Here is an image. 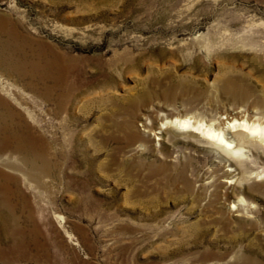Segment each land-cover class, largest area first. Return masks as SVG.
<instances>
[{"label": "rangeland", "instance_id": "obj_1", "mask_svg": "<svg viewBox=\"0 0 264 264\" xmlns=\"http://www.w3.org/2000/svg\"><path fill=\"white\" fill-rule=\"evenodd\" d=\"M0 27V97L41 138L0 153V264L264 263V177L242 192L210 145L158 133L228 104L224 72L263 57L264 0H0Z\"/></svg>", "mask_w": 264, "mask_h": 264}, {"label": "bare ground", "instance_id": "obj_2", "mask_svg": "<svg viewBox=\"0 0 264 264\" xmlns=\"http://www.w3.org/2000/svg\"><path fill=\"white\" fill-rule=\"evenodd\" d=\"M1 35L2 28L0 27V46L8 48L14 38L9 33L7 34V39L3 40ZM261 49H264V47ZM252 59V69L249 68L247 71H243L242 68L230 70L222 75V94H225L230 99L226 106L221 109L211 108L202 115L183 116L166 120L158 128V133H163L167 129L180 130L197 136L204 143L210 145V151L215 153L219 160L222 159L224 162H229L228 167L225 169L227 173H225L226 179L224 182L229 184L234 182L239 185L245 184V187H240L242 192H248V189L253 187V183L264 177L259 171L243 167L247 152L252 153L256 158L264 157V54L263 57L257 56ZM0 63H3L1 59ZM30 66L32 70H37L38 68V65L33 61ZM7 68L10 73L25 76L24 68L21 64L9 65ZM256 73H261V75ZM47 79L48 76L46 74H41L37 77V81L42 83H45ZM50 80L53 83V86L50 87L56 88L59 84L57 77L55 79L51 77ZM61 104L62 100L60 99L58 105ZM16 115L19 116L10 104L0 97V153L9 150L13 153L27 152L36 154V149L40 148L37 146V142L41 138L33 134L30 128L28 129L27 124L19 121L14 123L13 120ZM130 134L132 138L138 136L135 132ZM159 139V137L156 138V140ZM36 160L37 158L34 155V159L28 161V164L33 165ZM41 160L43 161L42 164H44L43 167H34L27 175L31 173L35 175V172L36 174L41 173L47 168L48 162L43 158ZM11 164L13 167L16 165L15 163ZM7 165L10 166V162H7ZM252 175H254L255 180ZM0 178L8 180V176L1 172ZM262 185L264 186V184ZM2 189H5V187L0 183V191ZM244 201L243 198L236 201V211H238V207ZM252 208L253 206H248V209ZM236 215L242 216L243 214L237 212ZM259 264L264 263L259 262Z\"/></svg>", "mask_w": 264, "mask_h": 264}]
</instances>
